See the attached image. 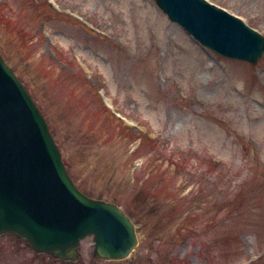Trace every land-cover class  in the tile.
I'll return each instance as SVG.
<instances>
[{"label":"rangeland","instance_id":"374dc122","mask_svg":"<svg viewBox=\"0 0 264 264\" xmlns=\"http://www.w3.org/2000/svg\"><path fill=\"white\" fill-rule=\"evenodd\" d=\"M208 1L264 36V0ZM0 56L77 187L139 238L71 261L5 233L0 264H264V56H221L155 0H0Z\"/></svg>","mask_w":264,"mask_h":264},{"label":"water","instance_id":"95a60500","mask_svg":"<svg viewBox=\"0 0 264 264\" xmlns=\"http://www.w3.org/2000/svg\"><path fill=\"white\" fill-rule=\"evenodd\" d=\"M171 21L220 55L256 65L264 37L206 0H155ZM38 253L76 261L94 236V256L123 260L139 248L136 224L119 205L82 192L47 120L0 56V234Z\"/></svg>","mask_w":264,"mask_h":264}]
</instances>
